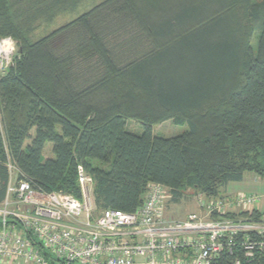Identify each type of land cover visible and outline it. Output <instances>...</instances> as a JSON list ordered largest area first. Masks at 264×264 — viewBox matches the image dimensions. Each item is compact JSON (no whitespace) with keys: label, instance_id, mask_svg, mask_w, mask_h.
Returning a JSON list of instances; mask_svg holds the SVG:
<instances>
[{"label":"trees","instance_id":"trees-1","mask_svg":"<svg viewBox=\"0 0 264 264\" xmlns=\"http://www.w3.org/2000/svg\"><path fill=\"white\" fill-rule=\"evenodd\" d=\"M92 1L0 0V40L17 48L0 75V204L8 165L35 189L78 199L84 167L98 213L135 211L151 184L179 203L188 187L224 198L222 189L247 172L264 180V0H216L212 17L194 29L186 25L205 13L199 4L143 26L131 0ZM129 120L144 133L130 132ZM166 121L188 131L155 136L152 127ZM47 143L54 157L44 160ZM236 260L264 264V255L247 260L237 247L219 264Z\"/></svg>","mask_w":264,"mask_h":264},{"label":"built area","instance_id":"built-area-1","mask_svg":"<svg viewBox=\"0 0 264 264\" xmlns=\"http://www.w3.org/2000/svg\"><path fill=\"white\" fill-rule=\"evenodd\" d=\"M16 49L13 39L0 40V57H6L0 75L13 66ZM8 167L10 182L0 204V264H219L237 247L247 260L264 255V217L226 218L252 214L255 195L200 196L199 213L174 221L167 216L168 189L151 184L135 211L98 213L94 179L84 167L77 170L80 199L35 189L17 178L15 166Z\"/></svg>","mask_w":264,"mask_h":264},{"label":"rangeland","instance_id":"rangeland-1","mask_svg":"<svg viewBox=\"0 0 264 264\" xmlns=\"http://www.w3.org/2000/svg\"><path fill=\"white\" fill-rule=\"evenodd\" d=\"M104 0H93L91 5L96 3H100ZM130 1V0H128ZM206 1V2H205ZM216 0H131L129 2V7L133 11V13L138 15L143 26H150L157 22L160 19H166L173 12L178 11L181 5H191V4H199L198 6H203L205 8V13H197L195 18L196 20H191L190 24L186 25V28L194 29L201 25L202 21L211 18L212 12L216 9ZM255 3L260 2L261 0H253ZM90 5V7H91ZM88 10V6L82 7L77 13H73L70 15L59 16L56 21L48 27L50 31L55 30L66 23L71 22V20L75 19L78 15H82ZM63 14V13H62ZM138 24V22H136ZM53 26V27H52ZM45 28V27H44ZM43 28V29H44ZM43 32L42 29L38 31ZM259 37V31L255 32L252 38V46L254 49L257 48V40ZM111 43V41H110ZM14 52V51H13ZM17 52V49L16 51ZM16 56V55H15ZM12 56L7 58V62L11 59ZM6 57H0V61H5ZM6 66V64L4 65ZM3 67V63L0 62V68ZM1 74V73H0ZM127 129L135 134H142L145 131L144 125L138 121L129 120L127 121ZM188 131V125L179 126L174 124L172 121H166L152 127V132L155 136L159 137H174L177 135H181ZM31 135H35V130L31 132ZM27 143H30L28 141ZM53 146L51 143H47L45 149L43 151L44 160L51 159L54 157L53 155ZM245 175H255L254 173L247 172ZM244 175V176H245ZM257 176V175H256ZM201 192L199 190H194L193 188H187L184 190V198L179 203L171 202V198L168 201L167 208V216L170 220L181 221L188 218L189 215L194 213H199V204L198 199L200 198ZM226 197V196H225ZM94 200V195H93ZM259 201V200H258ZM228 217V216H227ZM230 218V217H228Z\"/></svg>","mask_w":264,"mask_h":264},{"label":"crops","instance_id":"crops-1","mask_svg":"<svg viewBox=\"0 0 264 264\" xmlns=\"http://www.w3.org/2000/svg\"><path fill=\"white\" fill-rule=\"evenodd\" d=\"M239 194L255 195L259 201L254 206V211L264 217V180L256 175H245L240 182H230L222 189V196L233 197Z\"/></svg>","mask_w":264,"mask_h":264}]
</instances>
